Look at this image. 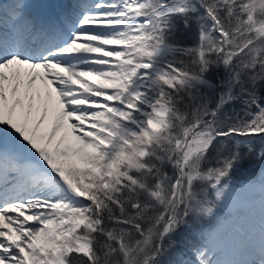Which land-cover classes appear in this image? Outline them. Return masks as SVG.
<instances>
[{
    "label": "snow or ice",
    "instance_id": "6c2138e0",
    "mask_svg": "<svg viewBox=\"0 0 264 264\" xmlns=\"http://www.w3.org/2000/svg\"><path fill=\"white\" fill-rule=\"evenodd\" d=\"M0 25V264H165L182 246L175 264H264V219L224 239V206L264 194V171L235 180L246 153L264 166V0L0 3Z\"/></svg>",
    "mask_w": 264,
    "mask_h": 264
},
{
    "label": "rangeland",
    "instance_id": "374dc122",
    "mask_svg": "<svg viewBox=\"0 0 264 264\" xmlns=\"http://www.w3.org/2000/svg\"><path fill=\"white\" fill-rule=\"evenodd\" d=\"M62 1L67 4V11L73 8V0ZM256 178L255 171L249 169L243 172L241 177H235V180L238 185H245ZM233 199L234 203L224 206L225 211L231 213V221L224 230V239H234L238 233L258 238L261 221L264 219V194L259 191L257 185L256 188L239 193ZM189 258L186 256V260Z\"/></svg>",
    "mask_w": 264,
    "mask_h": 264
},
{
    "label": "trees",
    "instance_id": "16d2710c",
    "mask_svg": "<svg viewBox=\"0 0 264 264\" xmlns=\"http://www.w3.org/2000/svg\"><path fill=\"white\" fill-rule=\"evenodd\" d=\"M174 28L171 30V36L170 39L173 40L174 42L183 44L185 46H190L193 41H194V29H195V24L193 22L192 28H189L185 26L183 20L177 19L174 22ZM226 77L225 70L220 67L214 69L212 72L209 73V79H211L214 83L219 84L221 80H223ZM235 107L236 109H239L241 107L239 101L233 102L231 105L226 106L227 110L231 112V109ZM254 146L256 147L257 153L260 151L261 147V141L257 139L254 142ZM259 150V151H258ZM260 161L253 156L245 154L244 162L243 165L236 171L235 177L241 176V174L246 171V168L250 166H257ZM216 224L215 220L212 221H207L204 223L203 227L205 229H210ZM191 236L192 237H199V229L197 228H192L191 229ZM186 252L187 250L181 247V249L176 250L175 252L172 253L170 257H166L165 259V264H167V261L171 262H179V261H184L186 260Z\"/></svg>",
    "mask_w": 264,
    "mask_h": 264
},
{
    "label": "bare ground",
    "instance_id": "6f19581e",
    "mask_svg": "<svg viewBox=\"0 0 264 264\" xmlns=\"http://www.w3.org/2000/svg\"><path fill=\"white\" fill-rule=\"evenodd\" d=\"M22 5L21 7L24 8L25 12L26 13H29L33 16H38V17H41L44 14V9H45V6H46V3L45 2H35V4H33L31 2V0H22ZM27 6V7H25ZM48 14V13H47ZM44 18V16H43Z\"/></svg>",
    "mask_w": 264,
    "mask_h": 264
}]
</instances>
